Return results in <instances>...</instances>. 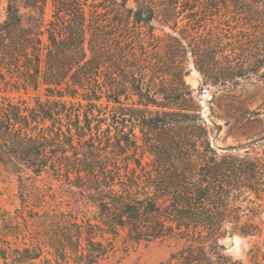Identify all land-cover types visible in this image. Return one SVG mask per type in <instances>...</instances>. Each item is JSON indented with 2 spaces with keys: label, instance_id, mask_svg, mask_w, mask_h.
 <instances>
[{
  "label": "trees",
  "instance_id": "1",
  "mask_svg": "<svg viewBox=\"0 0 264 264\" xmlns=\"http://www.w3.org/2000/svg\"><path fill=\"white\" fill-rule=\"evenodd\" d=\"M193 68L229 91L263 79L264 0H8L0 165L38 209L19 215L34 230L24 247L21 223L0 213V264H101L122 233L189 241L161 264H240L219 237L257 233L242 218L264 193V151L212 146ZM41 88L34 104L4 95ZM43 175L63 181L72 209L46 207Z\"/></svg>",
  "mask_w": 264,
  "mask_h": 264
},
{
  "label": "rangeland",
  "instance_id": "2",
  "mask_svg": "<svg viewBox=\"0 0 264 264\" xmlns=\"http://www.w3.org/2000/svg\"><path fill=\"white\" fill-rule=\"evenodd\" d=\"M7 6L8 0H0V23L7 18ZM164 30L171 31L169 27ZM155 33L160 36L164 34L160 26H157ZM186 81L199 99L202 116L213 130L211 142L214 148L222 153L224 148L230 145H242L240 153L250 149L252 154H262L264 151V78L241 84L235 90L229 91L217 86L204 85L202 76L193 68L186 76ZM43 93L41 88L39 91H8L4 95L14 100L25 99L29 104H34V98L37 95L43 96ZM214 124L220 125L221 128L218 129ZM136 133L140 134L139 129H136ZM150 160L151 156L145 154L143 162ZM35 185L42 188L52 187L55 197L54 200L47 197L49 202L45 204L46 207L49 204L54 207L59 205L61 209L73 208L72 195L65 191L63 181L43 175L36 180ZM0 188L3 191L0 213L6 210L7 218L16 219V222L21 223L19 244L21 247L25 246V242L28 243L27 246L30 245L29 240L24 239L23 235L34 230L30 224L28 228L26 227L22 216L29 220L27 210L30 207L38 209L32 206L34 200L30 199L24 210L19 197L18 176L9 167L3 165H0ZM252 199L254 202L245 203L249 210L242 218V222L249 220L255 223L258 226L257 233L253 236H243L239 233L232 234L230 229L227 232V238L224 239V235L219 237L220 243L225 247L224 253L233 260L239 261L240 264H255L264 252V193L260 198L253 194ZM69 203L70 206H68ZM11 239L14 241L13 238ZM188 242L180 235L134 242L128 240L122 233L115 240V248L101 261V264H161L184 248ZM43 255L53 259L46 251ZM175 262L176 260L173 263ZM35 263H39V260H35Z\"/></svg>",
  "mask_w": 264,
  "mask_h": 264
},
{
  "label": "water",
  "instance_id": "3",
  "mask_svg": "<svg viewBox=\"0 0 264 264\" xmlns=\"http://www.w3.org/2000/svg\"><path fill=\"white\" fill-rule=\"evenodd\" d=\"M227 237H228V236H227V234H226V235H224V237H223V238L225 239V238H227Z\"/></svg>",
  "mask_w": 264,
  "mask_h": 264
}]
</instances>
